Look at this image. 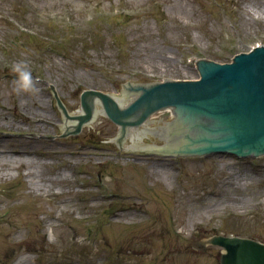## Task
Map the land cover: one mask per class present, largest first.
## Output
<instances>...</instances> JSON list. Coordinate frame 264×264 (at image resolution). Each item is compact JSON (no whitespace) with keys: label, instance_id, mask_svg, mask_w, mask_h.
Listing matches in <instances>:
<instances>
[{"label":"rangeland","instance_id":"obj_1","mask_svg":"<svg viewBox=\"0 0 264 264\" xmlns=\"http://www.w3.org/2000/svg\"><path fill=\"white\" fill-rule=\"evenodd\" d=\"M259 7L256 0H0V264H220L225 248L210 244L213 234L264 242V155L135 153L114 144L119 125L108 116L58 134L66 126H57L65 122L50 91L70 116L80 113L85 88L115 96L122 82L193 79L196 57L225 62L264 45ZM21 61L36 94L14 91L11 69ZM165 112L143 124L161 133L174 116ZM179 174L183 185L175 184ZM89 226L93 251L77 244ZM197 239L207 244L201 251L192 246Z\"/></svg>","mask_w":264,"mask_h":264},{"label":"water","instance_id":"obj_2","mask_svg":"<svg viewBox=\"0 0 264 264\" xmlns=\"http://www.w3.org/2000/svg\"><path fill=\"white\" fill-rule=\"evenodd\" d=\"M196 65L202 73L203 68L198 60ZM203 76L198 81L178 82L172 80L158 84L154 88L150 87L159 83V79L122 82L115 96H113V90H97L112 95L113 101L108 102L110 97L98 93L103 98L107 113L114 119L113 113L117 114L119 111L129 108L127 112L130 113V116H119L118 119L137 120L135 109L141 104H145V108L143 105L139 107V111L144 109L138 123H141L153 111L168 105L171 107L185 105L189 110L181 116L182 124L195 128L197 124L194 123L195 119H192L191 116L193 114L195 118L198 115L202 116L207 122L201 130L206 133L208 129L209 133L199 139H204L205 142L207 138L210 142L214 141L211 142L213 148H218L217 145L225 140H234L229 143L228 147H236L239 150L245 149V147L259 148L237 152L254 153L256 156L264 155V149H261L264 147V47L257 48L252 53L241 54L231 63L209 64ZM145 83L150 84L143 85ZM144 89L150 90L140 94ZM50 91L57 104V99H59L57 93L54 88ZM82 93H80V99ZM93 93L86 91L85 94ZM84 98L85 95L83 102ZM134 99H136L135 102ZM87 102L92 108L94 117L107 116L103 102L98 96L88 97ZM109 103L113 113H111ZM57 105L65 122V125L57 124V126H66L65 129L57 133L79 132L76 130L78 128L76 117L82 112L81 103L80 113L70 116L66 115L63 106ZM84 105L86 106V103ZM90 116V109L87 108V113L82 116L80 124ZM172 120L168 119L169 122L163 127L161 133L151 130L143 122L138 126L130 125L121 135L123 127L119 126L114 144L140 154L164 153L166 152L164 150L172 148V141L176 137L175 127L171 124ZM229 131H232V136H228ZM221 148H227V145ZM233 150L229 148L226 151ZM212 240L228 249V252L223 253L221 257L222 264H264V246L262 244L238 237L231 239L222 236Z\"/></svg>","mask_w":264,"mask_h":264},{"label":"clouds","instance_id":"obj_3","mask_svg":"<svg viewBox=\"0 0 264 264\" xmlns=\"http://www.w3.org/2000/svg\"><path fill=\"white\" fill-rule=\"evenodd\" d=\"M16 74L15 89L16 92L36 94L40 90L36 87L37 81L33 77L27 65L21 61L13 65L11 69Z\"/></svg>","mask_w":264,"mask_h":264},{"label":"bare ground","instance_id":"obj_4","mask_svg":"<svg viewBox=\"0 0 264 264\" xmlns=\"http://www.w3.org/2000/svg\"><path fill=\"white\" fill-rule=\"evenodd\" d=\"M258 3H259V5H260V7H259V10L262 12V13H264V0H256ZM167 110V109H166ZM172 110V109H171ZM2 152H5V151H2ZM4 155H7V154H4ZM19 159L20 158H16L15 160H13V162H17V161H19ZM21 161V160H20ZM21 165H23L22 163H20ZM22 261H20V263H21Z\"/></svg>","mask_w":264,"mask_h":264}]
</instances>
